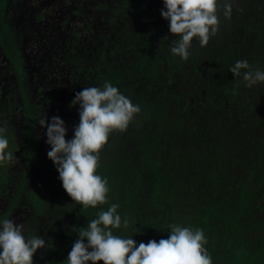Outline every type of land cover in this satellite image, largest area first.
<instances>
[{
    "label": "trees",
    "instance_id": "1",
    "mask_svg": "<svg viewBox=\"0 0 264 264\" xmlns=\"http://www.w3.org/2000/svg\"><path fill=\"white\" fill-rule=\"evenodd\" d=\"M220 0L215 36L189 57L161 16L163 0H0V220L24 225L48 250L34 264H67L78 233L112 204L137 243L169 225L202 229L212 264H264V83L251 88L229 67L264 70V0ZM111 82L141 112L100 151L107 202L84 207L48 158L46 125L58 116L71 139L77 92ZM103 264V262H98Z\"/></svg>",
    "mask_w": 264,
    "mask_h": 264
},
{
    "label": "clouds",
    "instance_id": "2",
    "mask_svg": "<svg viewBox=\"0 0 264 264\" xmlns=\"http://www.w3.org/2000/svg\"><path fill=\"white\" fill-rule=\"evenodd\" d=\"M220 0H163L161 16L168 21L169 31L176 35L170 44L173 55L187 60L196 38L201 47L215 36L220 23ZM232 2L223 4V15L230 18ZM229 72L242 78L245 86L264 83V70L253 68L247 60H237ZM79 106V123L74 127L71 139L66 140L65 122L58 116L46 125V143L50 146L48 158L58 172L62 187L84 207L95 208L107 202L108 180L98 174L100 151L115 130H126L141 112L139 104H133L111 82L102 87H86L77 92L70 103ZM6 129L0 127V165L12 158L7 151L9 139ZM119 205L112 203L107 210L87 223L78 233L67 256V264H212L202 229L169 225L167 238L137 243L133 236L114 235L113 229L127 227L118 213ZM49 241L39 235L28 237L24 225L12 219L0 220V264H34L38 249L48 250Z\"/></svg>",
    "mask_w": 264,
    "mask_h": 264
}]
</instances>
